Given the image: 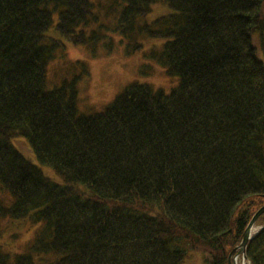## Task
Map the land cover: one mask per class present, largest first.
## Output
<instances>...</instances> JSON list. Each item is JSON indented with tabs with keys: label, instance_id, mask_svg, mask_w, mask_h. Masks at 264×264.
I'll return each instance as SVG.
<instances>
[{
	"label": "trees",
	"instance_id": "16d2710c",
	"mask_svg": "<svg viewBox=\"0 0 264 264\" xmlns=\"http://www.w3.org/2000/svg\"><path fill=\"white\" fill-rule=\"evenodd\" d=\"M263 29L264 0H0V218L37 225L0 264H227L264 205ZM124 30L161 41L169 93L130 83L82 115L79 77L46 87L63 41ZM245 256L264 264V222Z\"/></svg>",
	"mask_w": 264,
	"mask_h": 264
},
{
	"label": "rangeland",
	"instance_id": "374dc122",
	"mask_svg": "<svg viewBox=\"0 0 264 264\" xmlns=\"http://www.w3.org/2000/svg\"><path fill=\"white\" fill-rule=\"evenodd\" d=\"M105 1L108 0H101V2ZM165 11L162 6L155 7L151 14L144 20L142 19V22L155 28L153 25L154 20L164 16ZM139 23L140 21L136 26ZM63 42V49L56 54L51 62L54 63L47 73L46 87L53 89L54 87H60L64 82L70 84L79 77L75 84L77 92L76 108L79 114L90 115L103 110L130 83H144L164 93H169L176 86V81L167 77L164 70L150 56V53L157 50V47L162 44L161 41L150 39L145 33L132 34L126 30H124V33H112L101 39V43L95 45V48L92 47L91 50L83 47H73L66 41ZM251 43L257 57L264 64V29L260 32H253ZM137 46H140V49H137ZM79 62L84 64V69L81 65H78ZM83 70L86 73L83 74ZM15 142L27 143L23 138L18 141L15 140ZM17 150L31 162L34 160L29 147L25 151L18 147ZM42 170L46 176L45 171L49 170L47 168ZM0 201L2 207L8 205V195L1 191ZM262 222L264 221L254 225L256 231L259 230ZM36 228L37 225L25 220L11 221L9 218L1 217V247L11 257L24 252L32 241ZM237 263L247 264L241 259H238ZM182 264L204 263L201 257L192 254Z\"/></svg>",
	"mask_w": 264,
	"mask_h": 264
},
{
	"label": "water",
	"instance_id": "95a60500",
	"mask_svg": "<svg viewBox=\"0 0 264 264\" xmlns=\"http://www.w3.org/2000/svg\"><path fill=\"white\" fill-rule=\"evenodd\" d=\"M264 214V206H262L255 214L254 216L251 218L249 224L247 225L246 227V230L245 232L243 233V237H242V241L240 243V245L233 251L234 252H237V255L238 254H242L244 256V253H245V249H246V246H247V243L248 241L252 238L251 236V232H252V229H253V226L255 225L256 221L258 220V218L260 216H262ZM231 253L229 256H228V260H227V263L228 264H231V256L232 254ZM235 259L233 258V264H235Z\"/></svg>",
	"mask_w": 264,
	"mask_h": 264
},
{
	"label": "bare ground",
	"instance_id": "6f19581e",
	"mask_svg": "<svg viewBox=\"0 0 264 264\" xmlns=\"http://www.w3.org/2000/svg\"><path fill=\"white\" fill-rule=\"evenodd\" d=\"M153 11H151V13H152ZM150 13V14H151ZM154 23V22H153ZM254 216V215H253ZM245 230H246V228L244 229V232H245ZM258 231V230H257ZM255 229L251 232L252 234L251 235H255V233L257 232ZM243 232V233H244ZM236 249V248H235ZM235 249H233L230 253H229V255L231 254V253H233V251L235 250ZM245 251H246V249H245ZM231 258H234V259H241L243 262H247V260H246V256H245V253H244V256L242 255V254H238L237 255V252H234L233 254H232V256H231ZM235 262V264H238L237 263V261L235 260L234 261ZM232 264H233V261H232Z\"/></svg>",
	"mask_w": 264,
	"mask_h": 264
}]
</instances>
